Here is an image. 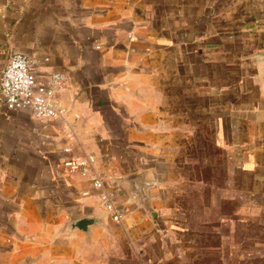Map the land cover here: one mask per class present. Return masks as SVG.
<instances>
[{
  "label": "crops",
  "instance_id": "crops-1",
  "mask_svg": "<svg viewBox=\"0 0 264 264\" xmlns=\"http://www.w3.org/2000/svg\"><path fill=\"white\" fill-rule=\"evenodd\" d=\"M11 52L65 81L0 98V264H264V0H0Z\"/></svg>",
  "mask_w": 264,
  "mask_h": 264
},
{
  "label": "built area",
  "instance_id": "built-area-1",
  "mask_svg": "<svg viewBox=\"0 0 264 264\" xmlns=\"http://www.w3.org/2000/svg\"><path fill=\"white\" fill-rule=\"evenodd\" d=\"M65 76L52 73L48 86L36 85L31 71V62L27 55L20 52H11L6 65L0 74V98L7 108L25 109L33 111L40 120H53L62 113L54 102L55 93L61 89ZM94 162V156L77 155L63 161V166L69 171L85 174ZM93 186L103 187L104 181L98 176L92 177ZM101 201L109 210L113 220H119L120 214L115 209L106 193L102 194Z\"/></svg>",
  "mask_w": 264,
  "mask_h": 264
},
{
  "label": "water",
  "instance_id": "water-1",
  "mask_svg": "<svg viewBox=\"0 0 264 264\" xmlns=\"http://www.w3.org/2000/svg\"><path fill=\"white\" fill-rule=\"evenodd\" d=\"M253 61H254L255 66L258 69V76H259L260 80L262 81V83L264 84V53L255 56L253 58ZM134 178H137V175L133 174V175H129V176L125 177V179H128V180L134 179ZM141 189H142V187L140 188V191H138V193H139L138 197L139 198H142ZM94 222H95L94 218L84 217V218H81V219L71 223L69 228L70 229H80V230L87 233L89 230V227Z\"/></svg>",
  "mask_w": 264,
  "mask_h": 264
}]
</instances>
